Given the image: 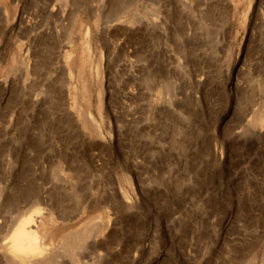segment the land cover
Listing matches in <instances>:
<instances>
[{"label": "rangeland", "instance_id": "374dc122", "mask_svg": "<svg viewBox=\"0 0 264 264\" xmlns=\"http://www.w3.org/2000/svg\"><path fill=\"white\" fill-rule=\"evenodd\" d=\"M259 1L224 48L184 0H0V234L39 214L38 264H264Z\"/></svg>", "mask_w": 264, "mask_h": 264}, {"label": "bare ground", "instance_id": "6f19581e", "mask_svg": "<svg viewBox=\"0 0 264 264\" xmlns=\"http://www.w3.org/2000/svg\"><path fill=\"white\" fill-rule=\"evenodd\" d=\"M261 1V3H260ZM256 9L259 13V22L264 24V0H260ZM185 6L189 10H193L194 8L198 9L199 14V23L201 25L217 24L218 33H220V43H222V47L228 48L226 46L229 45V26H227V22L230 20V14L233 12V0H184ZM239 6V5H238ZM236 7L234 11H236L239 7ZM250 11V10H249ZM190 12V11H189ZM193 12V11H192ZM191 12V14H192ZM257 13V12H256ZM177 14V13H176ZM196 14V13H195ZM194 17V13L192 14ZM197 15V14H196ZM190 16V15H189ZM186 17V16H185ZM197 17V16H196ZM194 19V18H193ZM187 21V20H186ZM197 21V20H196ZM197 21V22H198ZM194 23V22H193ZM199 25V24H198ZM259 26V25H258ZM199 27V26H198ZM264 27V26H263ZM201 28V27H200ZM204 28V27H203ZM210 28V26H209ZM214 28V27H213ZM194 28H191V30ZM202 29V28H201ZM195 30V29H194ZM216 30V29H215ZM197 31V30H196ZM195 32V31H194ZM212 32V31H211ZM193 33V31L191 32ZM215 33V31H214ZM217 33V34H218ZM211 34V33H208ZM197 36V35H196ZM199 36V35H198ZM216 35V38L218 37ZM193 37V36H192ZM202 38V37H201ZM192 39V38H191ZM195 39V38H194ZM219 39V38H218ZM196 40H198L196 38ZM201 41V40H200ZM200 43V42H199ZM196 44V43H195ZM191 45V44H190ZM193 45V44H192ZM199 45V44H198ZM197 46V45H196ZM193 48V46H192ZM199 48V47H198ZM194 50V48H193ZM219 50V49H218ZM229 50V49H228ZM197 51V50H196ZM220 51V50H219ZM224 51V50H223ZM189 52V51H188ZM225 52V51H224ZM203 53V52H202ZM221 53V52H220ZM197 55V54H196ZM200 59V58H199ZM219 60V59H218ZM203 63V62H202ZM217 63V62H216ZM201 66V65H200ZM240 69V68H239ZM197 71V70H196ZM238 76V75H237ZM239 82V81H238ZM236 84V83H235ZM68 86V85H67ZM237 86V85H236ZM240 88V87H239ZM70 89V88H69ZM211 92V91H210ZM208 93V92H207ZM209 96V95H207ZM212 97V96H211ZM210 98V97H209ZM216 98V97H215ZM213 100V99H212ZM193 102V101H192ZM201 102V101H200ZM214 102V101H213ZM200 106V105H199ZM208 108V107H207ZM236 109V108H235ZM200 112V111H199ZM193 113V112H192ZM191 113V114H192ZM92 114V113H91ZM92 116V115H91ZM93 119V116L91 117ZM243 122V121H242ZM254 129V128H252ZM15 184V183H14ZM18 185V184H17ZM1 186V184H0ZM4 186V185H3ZM23 188V187H22ZM4 189V188H3ZM21 189V188H18ZM29 189V188H28ZM31 191V190H30ZM23 193V192H22ZM38 193V192H37ZM27 194V193H26ZM18 195V194H17ZM34 195V194H33ZM38 195V194H37ZM16 197V196H15ZM23 197V196H22ZM20 200V199H19ZM46 195L44 192H40L38 197H33L26 202V204L21 205V207H16L17 212L21 213L27 211L31 206L38 202H45ZM4 200L0 197V230L3 226L4 221V208L3 203ZM26 201V200H25ZM24 201V202H25ZM23 202V203H24ZM18 203V202H17ZM40 204V203H38ZM37 204V205H38ZM28 205V206H27ZM36 205V206H37ZM34 210V209H33ZM40 210V209H39ZM30 211V210H29ZM50 211V210H49ZM44 212V211H43ZM52 212V211H51ZM27 213V212H26ZM25 213H21L20 219L17 221L18 223L13 227V230L9 237L5 238L6 235L0 234V260L1 261H11L13 264H38V262L32 261L35 257L41 255L45 246L43 245L42 235H39V226L37 225L39 221L38 215L33 213L29 215H24ZM37 214V213H36ZM51 214V213H50ZM41 217V216H40ZM4 227V226H3ZM45 243V242H44ZM40 257V256H39ZM35 258V259H36ZM38 260V259H37ZM42 261V260H41ZM18 262V263H16ZM43 262V261H42Z\"/></svg>", "mask_w": 264, "mask_h": 264}]
</instances>
